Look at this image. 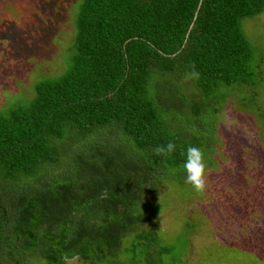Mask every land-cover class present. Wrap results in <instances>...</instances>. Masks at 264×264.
Returning a JSON list of instances; mask_svg holds the SVG:
<instances>
[{
    "label": "trees",
    "instance_id": "obj_1",
    "mask_svg": "<svg viewBox=\"0 0 264 264\" xmlns=\"http://www.w3.org/2000/svg\"><path fill=\"white\" fill-rule=\"evenodd\" d=\"M77 9L65 71L0 113V264H113L126 242L130 264H155L161 229L146 227L147 198L186 183L188 146L209 154L219 92L255 91L241 22L264 0ZM169 141L175 150L157 155Z\"/></svg>",
    "mask_w": 264,
    "mask_h": 264
},
{
    "label": "rangeland",
    "instance_id": "obj_2",
    "mask_svg": "<svg viewBox=\"0 0 264 264\" xmlns=\"http://www.w3.org/2000/svg\"><path fill=\"white\" fill-rule=\"evenodd\" d=\"M79 2L0 0V113L18 99H31L38 82L65 71ZM241 28L258 84L247 94L232 89L227 101L219 92L218 114L208 117L216 125L213 146L203 152L205 191L171 182L148 196L146 227L161 229L155 264H264V117L257 113L264 116V11L243 20ZM189 82H182L186 93ZM128 248L126 242L113 264H130ZM67 264L87 263L74 258Z\"/></svg>",
    "mask_w": 264,
    "mask_h": 264
},
{
    "label": "clouds",
    "instance_id": "obj_3",
    "mask_svg": "<svg viewBox=\"0 0 264 264\" xmlns=\"http://www.w3.org/2000/svg\"><path fill=\"white\" fill-rule=\"evenodd\" d=\"M186 79H199V73L195 71L188 73ZM174 150L175 144L169 141L166 146H157L155 153L170 155ZM183 167L186 171V183L191 185L196 193H203L206 189V163L202 149L188 146Z\"/></svg>",
    "mask_w": 264,
    "mask_h": 264
}]
</instances>
